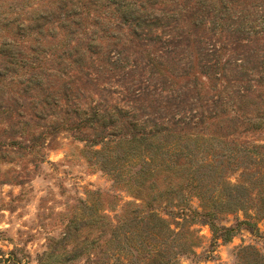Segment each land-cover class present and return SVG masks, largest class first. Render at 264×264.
I'll return each instance as SVG.
<instances>
[{
  "label": "rangeland",
  "instance_id": "1",
  "mask_svg": "<svg viewBox=\"0 0 264 264\" xmlns=\"http://www.w3.org/2000/svg\"><path fill=\"white\" fill-rule=\"evenodd\" d=\"M0 264H264V0H0Z\"/></svg>",
  "mask_w": 264,
  "mask_h": 264
}]
</instances>
